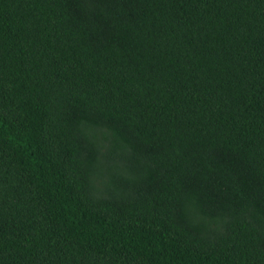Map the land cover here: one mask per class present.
<instances>
[{"label":"trees","instance_id":"1","mask_svg":"<svg viewBox=\"0 0 264 264\" xmlns=\"http://www.w3.org/2000/svg\"><path fill=\"white\" fill-rule=\"evenodd\" d=\"M0 264H264V0H0Z\"/></svg>","mask_w":264,"mask_h":264}]
</instances>
